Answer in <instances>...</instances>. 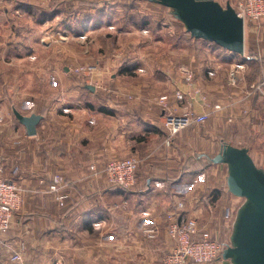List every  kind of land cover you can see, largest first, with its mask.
<instances>
[{
	"label": "crops",
	"instance_id": "1",
	"mask_svg": "<svg viewBox=\"0 0 264 264\" xmlns=\"http://www.w3.org/2000/svg\"><path fill=\"white\" fill-rule=\"evenodd\" d=\"M2 1L0 0L1 19H13L29 14L39 18L41 24L60 20L59 27L47 34L55 33L50 34L52 37L63 35L70 41L63 44L64 57L61 58L63 61L59 63L60 66L53 63L49 70L59 69V75L55 72L60 81L55 80V83L59 82L67 89L71 66L74 58H77L76 51H72V44L81 43L80 39L84 36L94 37L96 30L103 29L108 14L96 15V0H51L47 3L42 0V4L40 1L28 0L21 3L9 2L8 8L2 5ZM218 1L223 4L221 0ZM228 2L234 6L237 0H225L224 4ZM161 15L162 19L171 20L170 17ZM174 23L171 21L170 25L174 26ZM173 33L172 36H175V32ZM245 33L246 36L249 33L252 40L256 38L253 27L245 28ZM183 34L194 52L202 51L200 42H194L192 39L195 38L187 30ZM178 36L181 37L180 33ZM55 38L53 42L57 41ZM72 41L75 42L71 43ZM52 44L54 43L44 46L49 48ZM254 47L256 55H250L246 43L244 54L234 55V58L231 53L217 49L225 58L244 62V79L252 70L254 60L262 64L261 76L254 80H250L248 76L252 86L264 77V45L256 44ZM205 53H208L207 50ZM246 56L254 58L246 59ZM130 58H125L124 63H112L107 69L121 68V74H130L142 59ZM163 65L160 66L163 71L172 70L177 62H165ZM189 65L180 67L181 74L185 68H194L196 72L202 69L200 64ZM232 65L230 63V67ZM211 70H216V75L219 74L218 66H205L203 80H199L197 76L194 83L187 82L183 74L180 76L179 73L164 72L173 77L168 78L169 89L161 88L158 93L147 92L141 88L134 91L130 87L124 88L122 92L114 91L117 89V82H114L115 86L110 89L112 92L106 94L101 93L97 87L91 90L85 84L84 87L89 92L85 93L76 85L73 91L61 94L59 92L53 99H40L39 104L30 113L20 111L25 115L42 114L43 118L34 136H29L25 126L19 122L24 127L25 138H22V142L26 144L21 146L24 153L21 156L15 151L17 154L10 166L8 162H0L7 178L18 181L26 188L23 204L15 212L12 227L6 232H0V264H161L165 250L174 245L168 233L165 213L180 200L185 204L186 213L199 218L201 229L208 230L213 238L228 244L235 213L242 199L228 189L227 166L212 163L208 156L217 154L222 142L228 141L247 147L256 164L264 168V151L262 146L253 142L254 138L248 139V143L237 142L238 133L235 131L239 130L240 126L243 128L242 123L249 119L241 117V110H250L242 104L245 99L251 97L244 99L246 92L250 90L241 87L237 92L241 93V96L235 98L237 101L224 104L225 102L216 96L217 93L214 94L216 88H212L215 81L209 74ZM229 70L230 68L228 71L226 69L227 79ZM135 71L144 74L145 69L140 67ZM100 73V78L103 79V72ZM116 74L117 72L111 74L113 81L117 79ZM244 81H241V84ZM194 86L199 89L195 90ZM177 89L185 94L197 93L193 98L195 113L208 112L218 101L224 104L222 111L212 113L207 118L205 124L210 122L213 125L211 130L203 132V137H198L192 131V135L203 142L199 155L192 153L191 140H188L190 128L180 131L171 138V144H167L169 136L163 124L164 109L158 103V98L171 92L167 94L169 109L181 115L188 102L176 97L174 92ZM200 90L206 101L203 106L199 100ZM227 96L230 95L225 92V97ZM253 96L256 97V92ZM252 101L257 102L254 97ZM232 105L235 110L239 109L241 114L240 118L238 116L235 122L228 125L224 123V117L226 120L227 115L222 112ZM65 108L68 111L65 112ZM257 116L254 112V118ZM251 126L254 130L255 125L251 123ZM230 130L234 132L232 136L237 138L236 141L226 136ZM240 133L243 134L242 130ZM215 149L217 150L214 151ZM132 155L143 159L137 170L135 183L128 188H113L105 178L106 164L111 159ZM57 173L64 176L65 185L58 192H51L49 186L52 176ZM60 194H67L69 197L59 200L57 196ZM105 199L126 202L129 213L123 215L125 219L122 216L119 218L117 228H120V231H108L104 237H99L94 235L95 228L92 226L96 218L107 217V223L112 227L117 224L113 222L114 212L109 208V204L105 203ZM145 212H148V215H144ZM147 219L157 223L159 231L155 238H149L144 231ZM15 250L22 251L19 260L10 258L11 252ZM207 264L231 263L222 258Z\"/></svg>",
	"mask_w": 264,
	"mask_h": 264
},
{
	"label": "rangeland",
	"instance_id": "2",
	"mask_svg": "<svg viewBox=\"0 0 264 264\" xmlns=\"http://www.w3.org/2000/svg\"><path fill=\"white\" fill-rule=\"evenodd\" d=\"M26 1L28 0H3L2 5L8 8L9 2L21 3ZM35 1H40L39 3L41 4L43 3L42 0ZM96 1L98 2L96 3L97 6H95L96 15L101 16V13H105L108 14V16H106L103 29L96 30L94 37H88L89 35L84 36L80 39L81 43L72 44V51H76L75 54H77V58H74V62L71 66L67 89L61 86L59 82L55 83V80L60 81L58 79L59 69L49 70V66L53 63H57L58 66H60L59 63L63 61L61 58L64 57L63 44L68 41L67 37L63 35L55 36V38L50 36V34L52 35L55 33L47 34L49 31L59 27L60 20L41 24L39 18L29 14L21 17H14L13 19L9 17H4V19L0 18V162L5 164L8 162L10 166L14 156L17 154L15 151H18L21 156L24 153L21 148L22 145L26 144V142H22V138H25L24 127L17 120L14 109L26 114L30 113L34 110V107L39 104L40 99H53L59 92L61 94L65 91H73L76 85L82 88L85 93H89L84 87L85 84L99 88L103 94L112 92L110 89L115 86L114 82H117L115 83L117 89L114 91L121 90L120 92H122L124 88L129 89L130 87V89L134 91H139L141 88L146 89L147 92L158 93L161 92V88L163 90L169 89L167 81L169 77H173V75H168L164 72H169L170 74L172 72L179 73L180 76H182V74L185 75L186 69L190 70L193 73L194 83L197 76L199 80H203L205 66L209 68L218 66L219 74L217 73L218 75L212 76L215 81L212 88H216L214 94L217 93L216 96L218 99H222L223 102H225L224 104H228L230 102L234 103L237 101L235 98L241 96V93L237 94L241 87H243L244 90H252L255 85L252 86L249 81L261 76L263 67L262 64L258 63V65L253 67V70L249 71V74L247 73L245 75L246 78L243 84H241V82H238V84L235 79H227L226 74L228 68H230V70L232 68V66L230 67V63H234L235 60L221 56L222 53L217 52V49L215 51L214 46H210L212 48L209 49V41L203 39H192L194 42H200L202 49V51L199 50L200 52H194L191 47L188 46L189 42H187L185 34H183L186 33L184 24L177 20L173 16L172 9L166 6L149 2L148 0ZM221 1L223 5H226L224 4L225 0ZM100 10L102 11L100 12ZM152 14H160V16L154 17ZM161 14L166 15L168 18L170 17L171 20L162 19ZM142 19L148 22L147 26L140 27L138 24H135L134 20H139V22H141ZM171 21L175 22L174 26L170 25ZM173 32H175V36H172ZM179 33L181 37L178 36ZM40 34H42V36H40ZM255 36L254 42L250 34L247 33V45L250 46L253 42L259 46L264 45V19L261 22V28ZM54 38L57 40L56 42H53ZM73 42L75 41L71 43ZM51 43H54L51 45L52 47H45ZM206 50L208 52L207 54L205 53ZM128 57H131L130 59L138 58V60L142 58L141 61L135 65V68L132 70L133 72L127 74L129 75L128 77H125L127 75L124 76L121 74V68L113 69V67H109L110 69H107V66H110L112 63H124ZM171 61L177 62L175 68L163 71L160 66H164L163 64L165 62ZM184 62L189 63L187 64ZM87 63L97 65L96 72L91 76L76 71L77 67ZM189 64H196L197 66L200 64L202 69L196 72L194 68H185L182 69L183 73L181 74L179 71L180 67ZM140 67L145 69L144 74H139L138 71H135L139 70ZM55 71L58 72V75ZM100 71L103 72V79L100 78L102 77ZM221 71L222 76L220 74ZM113 72H117L116 81H113L111 78ZM248 76H251L250 80H248ZM263 78L260 81H262ZM196 87L198 86H194V88ZM197 89L199 88L195 90ZM179 92L184 95V98L181 100H186L188 102L184 111L192 110L196 112V107L194 110L193 98H195L197 93L192 95L188 93L185 94L177 89L174 94ZM225 92L229 93L230 96L225 97ZM199 93L201 105H206L204 94H202L201 90ZM130 95H133V93H130ZM257 95L256 93V96ZM188 97H190L189 101L187 100ZM253 97L255 98V96ZM253 97L251 96L244 101L242 100L243 107L248 106L247 108H250V110L240 109L243 112V116L241 117L249 119H247V122L245 120L246 123H242V126H244L243 128L240 126V129L235 131L238 133L236 135L239 140L235 136H232V133H234L232 130H230L226 136L232 139L234 138L235 141L237 139V142L240 141L241 143H248L250 139L254 138L253 142L262 146L264 151V101L259 100V98L255 99L257 102H254L252 101ZM216 104H221L222 109L220 111L224 109V104L220 101ZM216 104H214V106ZM234 106L236 107V104ZM234 106L232 105V107H228V109L226 107L225 111L222 112L227 115L226 120L224 117V123L226 122L228 125L235 122L238 116L240 118L241 113L239 109L235 110ZM254 112L258 115L256 118H254ZM205 122L194 123L187 127L191 130L188 133V140H191L190 143L193 149L192 147H190V149H192V153L196 155L201 154L199 152H201V144H203V142L199 138L193 136L192 131L193 134L196 133L198 137H203V132L206 130L209 131V129L211 130L210 127L213 125L210 122L205 124ZM251 123L255 125L254 130H252ZM241 130L243 134L240 133ZM251 130L253 133H251ZM204 144H206V141H204ZM216 150L217 149L214 151ZM105 201V203L109 204V208L113 210V220H115L113 222L117 224L115 227H112L107 223V217L100 218L102 219L100 227L92 225L93 228H95L94 235L99 237H104L105 233L108 231H120V228H117L119 218H124L123 215L126 212L129 213L126 202L119 199H105ZM105 250H107V248H105ZM170 250L171 248L165 250L166 252L164 254Z\"/></svg>",
	"mask_w": 264,
	"mask_h": 264
},
{
	"label": "built area",
	"instance_id": "3",
	"mask_svg": "<svg viewBox=\"0 0 264 264\" xmlns=\"http://www.w3.org/2000/svg\"><path fill=\"white\" fill-rule=\"evenodd\" d=\"M49 2L51 0H43ZM238 15L244 19L245 28L253 27L255 33L261 28V22L264 19V0H237L234 5ZM252 25V26H251ZM209 47L214 46V50L222 48L215 43L208 42ZM211 48V47H210ZM232 58L237 53L230 52ZM254 56H246V59H252ZM232 68L229 71L228 79H235L238 82L244 80L242 69L244 62L232 63ZM97 70V65L87 63L76 68V71L91 76ZM211 76L216 75V70H211ZM185 78L187 82H193V73L190 70H185ZM256 92L261 99H264V78L259 83L255 84L253 90L246 92L244 99L254 95ZM178 99H183L184 95L180 92L175 94ZM168 95L159 96L158 103L163 106L164 120L163 124L168 132L167 144H171V138L177 135L183 129L192 124L203 123L207 118L215 112L222 109L221 104L215 105L205 113H195L192 110H185L183 114L178 115L170 111L168 105ZM243 99V100H244ZM68 111V109H64ZM142 157L132 155L125 158L111 159L104 168L105 178L107 183L112 187L128 188L135 183L137 170L142 163ZM65 185V178L62 174H54L49 186V191L58 192ZM26 188L16 180L7 178L2 164H0V232L8 231L14 222L15 212L19 210L24 201ZM67 194L57 196L59 200L68 198ZM183 200L178 201L166 213L168 233L174 241L171 250L168 251L162 258L161 264H186L195 262L198 264H207L222 256V252L226 246L218 238H213L208 230L200 228L199 218L195 215L186 213ZM144 215H148L145 212ZM100 220L92 222L93 226L100 227ZM147 226L144 228L146 235L149 238H155L159 231L157 223L147 219ZM24 245H22V250ZM22 251L15 250L11 252L12 260H19Z\"/></svg>",
	"mask_w": 264,
	"mask_h": 264
},
{
	"label": "water",
	"instance_id": "4",
	"mask_svg": "<svg viewBox=\"0 0 264 264\" xmlns=\"http://www.w3.org/2000/svg\"><path fill=\"white\" fill-rule=\"evenodd\" d=\"M172 9L195 39H203L237 53L244 54L246 33L244 19L235 7L218 0H148ZM87 88L94 90L93 85ZM14 114L29 136L38 132L43 115ZM214 164L227 166L229 191L242 199L235 213L229 243L222 258L231 264H264V168L257 165L245 146L223 141L217 154L209 157Z\"/></svg>",
	"mask_w": 264,
	"mask_h": 264
},
{
	"label": "trees",
	"instance_id": "5",
	"mask_svg": "<svg viewBox=\"0 0 264 264\" xmlns=\"http://www.w3.org/2000/svg\"><path fill=\"white\" fill-rule=\"evenodd\" d=\"M135 21V24L137 25L138 24V26H147L148 25V22L146 21V20H144V19H142V21L141 22H139V20H134ZM137 22V23H136ZM196 40H199V39H196ZM255 42V41H254ZM251 43V45L249 46V52H250V55H256V52H255V43ZM222 51H224V52H228L226 49H224V48H222ZM251 61H253V60H251ZM253 65H251V67H252V70H253V67H255L256 65H258V62H256V60H254L253 61V63H252ZM251 77V76H250ZM255 99H258V96H256L255 97ZM208 158H209V156H208ZM96 219H100V217H98V218H96ZM95 219V220H96ZM221 241V240H220ZM222 242V241H221ZM224 243V242H223ZM218 259H222V256H220Z\"/></svg>",
	"mask_w": 264,
	"mask_h": 264
}]
</instances>
